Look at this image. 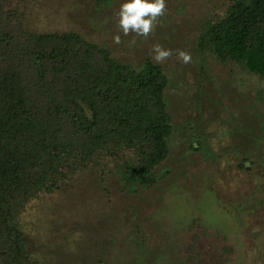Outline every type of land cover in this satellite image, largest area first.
<instances>
[{"label": "rangeland", "instance_id": "rangeland-1", "mask_svg": "<svg viewBox=\"0 0 264 264\" xmlns=\"http://www.w3.org/2000/svg\"><path fill=\"white\" fill-rule=\"evenodd\" d=\"M121 2L5 4L26 29L76 31L134 67L151 59L155 43L192 56L190 64L175 55L158 63L168 77L172 132L154 181L125 185V154L76 163L18 214L30 258L37 264H264V77L199 44L205 23L223 13L227 0H166L168 11L150 37L131 43L135 34H121L117 45ZM204 225L213 237L204 236Z\"/></svg>", "mask_w": 264, "mask_h": 264}, {"label": "trees", "instance_id": "trees-1", "mask_svg": "<svg viewBox=\"0 0 264 264\" xmlns=\"http://www.w3.org/2000/svg\"><path fill=\"white\" fill-rule=\"evenodd\" d=\"M6 3L0 0V264H37L18 214L76 163L125 154V185L154 181L172 132L168 77L151 59L134 67L76 31L26 29ZM199 44L264 77V0H227Z\"/></svg>", "mask_w": 264, "mask_h": 264}, {"label": "clouds", "instance_id": "clouds-1", "mask_svg": "<svg viewBox=\"0 0 264 264\" xmlns=\"http://www.w3.org/2000/svg\"><path fill=\"white\" fill-rule=\"evenodd\" d=\"M168 11L166 0H122L117 12V28L120 34L112 37L113 43H122L121 34L129 36L135 34L131 43H135V37H150L158 25L160 18ZM183 64L192 63V56L183 49L172 50L159 43L152 45L151 59L156 63H164L173 58Z\"/></svg>", "mask_w": 264, "mask_h": 264}]
</instances>
